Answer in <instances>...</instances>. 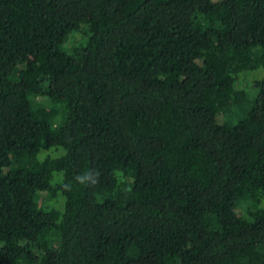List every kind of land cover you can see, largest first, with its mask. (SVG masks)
I'll list each match as a JSON object with an SVG mask.
<instances>
[{"label":"trees","instance_id":"trees-1","mask_svg":"<svg viewBox=\"0 0 264 264\" xmlns=\"http://www.w3.org/2000/svg\"><path fill=\"white\" fill-rule=\"evenodd\" d=\"M259 68L264 0H0V264H264Z\"/></svg>","mask_w":264,"mask_h":264},{"label":"rangeland","instance_id":"rangeland-1","mask_svg":"<svg viewBox=\"0 0 264 264\" xmlns=\"http://www.w3.org/2000/svg\"><path fill=\"white\" fill-rule=\"evenodd\" d=\"M81 29H83V28H81ZM77 32H80V28L77 31H75L74 33L70 34L68 40L63 45V49L65 51H67L70 48V46H72L73 44H76V43H79L80 42V41L74 40V38H73V36L76 35ZM84 42H85V39L82 42V44ZM247 75L249 76V79L250 80H253L252 79L253 77L256 78V79H260V78H262L264 76V69L259 68L257 70H254V71L249 72ZM243 85L245 86L244 83H241V84H239V87H243ZM60 153H61V150L60 149L50 148V149L41 150L40 153H39V157L42 158L45 155L56 156V155H59ZM55 178H57V177H55ZM57 197H61V199L63 200V198L60 195V193L57 195ZM258 206L264 207V195L261 197V199H260V201L258 203Z\"/></svg>","mask_w":264,"mask_h":264},{"label":"clouds","instance_id":"clouds-1","mask_svg":"<svg viewBox=\"0 0 264 264\" xmlns=\"http://www.w3.org/2000/svg\"><path fill=\"white\" fill-rule=\"evenodd\" d=\"M92 174L91 173H84L78 177H76L77 181L81 184H86L88 183L90 180H92Z\"/></svg>","mask_w":264,"mask_h":264}]
</instances>
